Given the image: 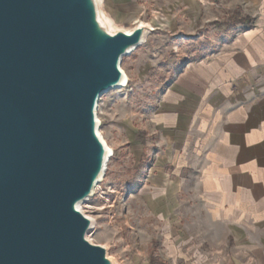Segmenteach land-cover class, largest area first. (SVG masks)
Instances as JSON below:
<instances>
[{"label":"water","instance_id":"obj_1","mask_svg":"<svg viewBox=\"0 0 264 264\" xmlns=\"http://www.w3.org/2000/svg\"><path fill=\"white\" fill-rule=\"evenodd\" d=\"M148 30L109 32L96 0H0V264H113L78 205L105 169L97 105Z\"/></svg>","mask_w":264,"mask_h":264},{"label":"crops","instance_id":"obj_2","mask_svg":"<svg viewBox=\"0 0 264 264\" xmlns=\"http://www.w3.org/2000/svg\"><path fill=\"white\" fill-rule=\"evenodd\" d=\"M179 1L203 27L201 0ZM239 5L253 26L185 64L129 137L132 226L165 264H264V0Z\"/></svg>","mask_w":264,"mask_h":264},{"label":"rangeland","instance_id":"obj_3","mask_svg":"<svg viewBox=\"0 0 264 264\" xmlns=\"http://www.w3.org/2000/svg\"><path fill=\"white\" fill-rule=\"evenodd\" d=\"M101 1L113 27L111 33L134 29L140 22L153 30H148L136 51L122 58L120 66L129 77L128 85L99 101L101 133L114 153L103 181L82 209L94 219L90 239L106 248L110 260L118 264H165L154 258L152 233L143 230V235L137 236L132 226L129 190L135 158L129 137L135 134L134 126L145 140L150 116L164 88L185 64L203 59L219 40H231L252 27L254 18L239 5L240 0H201L206 22L191 29L179 0ZM186 22L190 26L187 30ZM142 253L151 259H139Z\"/></svg>","mask_w":264,"mask_h":264},{"label":"bare ground","instance_id":"obj_4","mask_svg":"<svg viewBox=\"0 0 264 264\" xmlns=\"http://www.w3.org/2000/svg\"><path fill=\"white\" fill-rule=\"evenodd\" d=\"M96 2H97L98 19H99L100 24L103 25V26H105L109 32H112L113 27H112V24H111L110 20L107 18V16L105 15V13H104V11H103V8H102V1H101V0H99V1L96 0ZM138 25L145 26V24H144V23H141V22L138 23ZM147 27H148L149 30H153V28H152L150 25H148V24H147ZM131 31H132V29L124 30V32H126V33H130ZM145 39H146V36L144 37V41H145ZM136 50H137V49H135V48L132 49V50L130 51L129 54H132V53H133L134 51H136ZM120 68H121V66H120ZM121 71H122V80H121V82H120V85H119L118 87H115V88L111 89L109 92H111V91H113V90H118V89L124 88V87H126V86L128 85V83H129V77H128V75L123 71L122 68H121ZM109 92H107V93H109ZM107 93H105V94H107ZM105 94H104V95H105ZM100 99H101V98H100ZM99 101H100V100H99ZM98 105H99V103H98ZM98 105H97V109H96L97 133H98L99 138L101 139V141L103 142V144H104V146H105L106 156H105V169H104V172L100 175V177H99V179H98V181H97V184H96L94 190L92 191V196L95 194V191L98 189L97 187H98V185L100 184V182L103 181V179H104V177H105L106 166H107V164L109 163V161H110V159L112 158L113 153H114L113 149L107 144L106 140H105L104 137L102 136L101 129H100L101 121H100V119H99V117H98V112H99V111H98ZM86 202H87V201H86ZM86 202L80 203V204L78 205V208H79V210H81V211L83 212V214H84L85 216H87V217L92 221V224H91L92 227H91V229H93V228H94V219H93L92 217L86 215V214H85L86 211L84 212L83 209H82V206H83ZM91 231H92V230H91ZM91 231H90V233H91ZM90 233L88 234L87 238H88V240H89L91 243H93V241H92V240L90 239V237H89ZM113 264H118V263L115 262V261H113Z\"/></svg>","mask_w":264,"mask_h":264},{"label":"built area","instance_id":"obj_5","mask_svg":"<svg viewBox=\"0 0 264 264\" xmlns=\"http://www.w3.org/2000/svg\"><path fill=\"white\" fill-rule=\"evenodd\" d=\"M88 201H89V199H88ZM88 201H87V202H88ZM91 230H93V229H91ZM91 230H90V231H91ZM89 233H90V232H89ZM170 264H179V263H177V262H172V263H170Z\"/></svg>","mask_w":264,"mask_h":264}]
</instances>
